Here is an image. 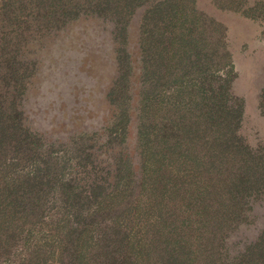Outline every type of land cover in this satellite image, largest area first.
Returning a JSON list of instances; mask_svg holds the SVG:
<instances>
[{
    "label": "trees",
    "instance_id": "trees-1",
    "mask_svg": "<svg viewBox=\"0 0 264 264\" xmlns=\"http://www.w3.org/2000/svg\"><path fill=\"white\" fill-rule=\"evenodd\" d=\"M210 1L264 16L262 0ZM87 17L113 25L111 116L47 140L22 107L37 69L24 52ZM226 34L197 0H0V264H264V230L232 238L264 202V141L243 128Z\"/></svg>",
    "mask_w": 264,
    "mask_h": 264
},
{
    "label": "rangeland",
    "instance_id": "rangeland-1",
    "mask_svg": "<svg viewBox=\"0 0 264 264\" xmlns=\"http://www.w3.org/2000/svg\"><path fill=\"white\" fill-rule=\"evenodd\" d=\"M197 1L200 8L226 24L227 46L238 73L233 89L245 99L243 128L252 139L264 141V115L257 108L259 91L264 86V16L254 19L222 11L210 0ZM112 27L110 21L101 18H80L54 35L27 44L24 55L36 60L37 69L22 107L27 124L45 139L64 141L80 130H101L110 119L111 107L105 94L117 74ZM136 28L133 17L126 48L131 54L134 77L140 67ZM136 85L137 81L135 89ZM132 126L130 147L134 123ZM252 217V222L237 228L233 239L248 241L264 230V202L254 203Z\"/></svg>",
    "mask_w": 264,
    "mask_h": 264
}]
</instances>
